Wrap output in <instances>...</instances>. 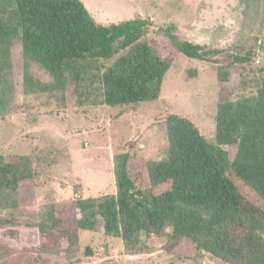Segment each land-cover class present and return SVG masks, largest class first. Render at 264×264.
I'll use <instances>...</instances> for the list:
<instances>
[{"label": "trees", "instance_id": "1", "mask_svg": "<svg viewBox=\"0 0 264 264\" xmlns=\"http://www.w3.org/2000/svg\"><path fill=\"white\" fill-rule=\"evenodd\" d=\"M148 24L141 17L98 23L82 0H0V117L11 110L8 71L17 41L26 63L25 93L55 94L74 84L79 101L93 105L158 100L173 62L161 55L153 38H145ZM174 28L166 34L177 52L206 61L222 52L183 40ZM247 60L235 55L228 65ZM31 63L52 81L34 78ZM260 85L256 94L218 103L212 140L189 118L168 115L167 157L147 160L135 181L130 154L116 155L115 194L75 200L79 217L73 225L62 220L57 201L38 223L27 224L38 228L40 249L54 251L66 238L74 246L79 231L102 227L138 253L146 248L145 234L162 235L170 229L167 252L189 241L224 264H264V78ZM97 92L99 97L94 96ZM34 177L29 156L8 159L0 154V210L16 211L21 186ZM239 182L263 204L248 197ZM0 225L20 222L0 217Z\"/></svg>", "mask_w": 264, "mask_h": 264}, {"label": "rangeland", "instance_id": "2", "mask_svg": "<svg viewBox=\"0 0 264 264\" xmlns=\"http://www.w3.org/2000/svg\"><path fill=\"white\" fill-rule=\"evenodd\" d=\"M82 1L101 24L108 25L101 18L104 22L148 20L145 38H153L173 65L158 100L93 105L79 101L74 84L55 94L25 93L26 63L21 43L14 44L8 71L13 100L11 110L0 117V154L8 159L29 156L35 177L21 186L16 211L0 210V217L20 222L0 225V264H224L189 241L167 252L170 229L162 235L145 234L146 248L138 253L128 250L121 238L106 235L102 227L79 231L74 246L66 238L56 250L44 252L38 228L27 224L38 223L40 215L58 203L62 220L73 225L79 217L75 200L115 194L114 159L120 153L130 154V174L136 181L147 160L167 157L165 120L172 113L189 118L212 140L218 103L256 94L264 78V0ZM170 26H175L173 32L181 39L222 52L214 61L187 57L170 44L166 34ZM235 55L248 60L229 67ZM29 65L34 78L52 81L39 65ZM239 185L248 197L263 204L252 189Z\"/></svg>", "mask_w": 264, "mask_h": 264}, {"label": "crops", "instance_id": "3", "mask_svg": "<svg viewBox=\"0 0 264 264\" xmlns=\"http://www.w3.org/2000/svg\"><path fill=\"white\" fill-rule=\"evenodd\" d=\"M101 1H102V0H101ZM104 1H105V0H103L102 2L104 3ZM108 1H109V0H108ZM109 2H110V1H109ZM117 17H118V16H117ZM128 19H130V18H127V19H121V20H119V21H118V20H116V21H113V20L110 21V20L106 19L105 21H107V22H104L103 19L101 18V20H102L101 22H103V23H108V24H109V23H119V22H121V21H123V20H128ZM97 21H98V20H97ZM71 192H73V191H71Z\"/></svg>", "mask_w": 264, "mask_h": 264}, {"label": "built area", "instance_id": "4", "mask_svg": "<svg viewBox=\"0 0 264 264\" xmlns=\"http://www.w3.org/2000/svg\"><path fill=\"white\" fill-rule=\"evenodd\" d=\"M77 197H79V198H80V196H79V195H77Z\"/></svg>", "mask_w": 264, "mask_h": 264}]
</instances>
